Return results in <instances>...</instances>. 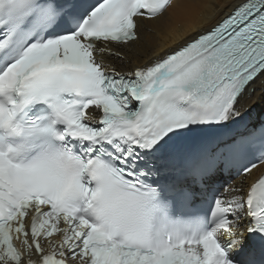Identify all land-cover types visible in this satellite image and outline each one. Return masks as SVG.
<instances>
[{
	"label": "snow or ice",
	"instance_id": "1",
	"mask_svg": "<svg viewBox=\"0 0 264 264\" xmlns=\"http://www.w3.org/2000/svg\"><path fill=\"white\" fill-rule=\"evenodd\" d=\"M172 0H0V264H264V0L143 66ZM241 177L239 184L233 178Z\"/></svg>",
	"mask_w": 264,
	"mask_h": 264
},
{
	"label": "bare ground",
	"instance_id": "2",
	"mask_svg": "<svg viewBox=\"0 0 264 264\" xmlns=\"http://www.w3.org/2000/svg\"><path fill=\"white\" fill-rule=\"evenodd\" d=\"M235 0H172L164 16L158 20L144 21L139 30V43L122 52V59L109 58L120 71L143 66L150 61L170 52L198 31L207 28L215 19L221 17L228 5ZM252 92L246 96V93ZM237 107L258 120L264 113V78L252 83L239 98ZM263 169V168H262ZM253 172L244 184L253 182L260 171ZM241 177L232 180L239 184Z\"/></svg>",
	"mask_w": 264,
	"mask_h": 264
}]
</instances>
